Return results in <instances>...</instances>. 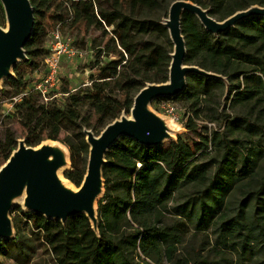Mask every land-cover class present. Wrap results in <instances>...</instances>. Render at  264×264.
<instances>
[{"label": "trees", "instance_id": "16d2710c", "mask_svg": "<svg viewBox=\"0 0 264 264\" xmlns=\"http://www.w3.org/2000/svg\"><path fill=\"white\" fill-rule=\"evenodd\" d=\"M190 1L210 8L211 15L218 20L252 5L264 6V0ZM31 2L35 25L26 45L29 59L20 62L14 68L16 77L6 79L4 84L13 89L12 96L26 91L30 93L15 106L29 134L27 144L37 146L51 139L67 145L71 169L65 172V176L80 186L87 170L81 155L83 150H90L84 128L100 134L108 123L125 112L130 113L136 94L147 83H163L169 79L173 51L169 31L160 21L141 17L143 10L158 7L162 0H128L125 10L121 0ZM57 2L74 23L98 31L95 36V65L99 75L92 77L91 85L76 90L65 108L40 102L35 97V93L41 97L40 93L33 90L35 81H30L21 70V67L35 70L39 78L45 73V65L42 70L39 69L40 62L32 46L45 31L38 19L55 9ZM246 21H250V24L242 27ZM239 23H242L240 27L235 26L215 36L204 28L195 14H183L182 29L188 49L186 62L226 76L229 86L218 78L196 73L189 74L188 78L203 86L230 87L231 92L234 91L233 101L237 104L251 101L263 103L264 16H253ZM161 38L164 40L159 42ZM240 77H246L250 85L242 89L240 84H234V80ZM57 89L58 86L52 94L59 93ZM65 92L71 93L70 90ZM183 96L191 101L195 98L190 90H184L177 97ZM160 100L156 99L153 104ZM84 112L95 114L97 120L92 122L83 116ZM238 119L246 120L244 117ZM246 121L263 130L262 126ZM185 125L188 134L200 138L202 142L179 136L166 148L163 144L146 146L133 138L121 137L111 146L103 168L105 202H99L98 232L94 231L85 214L72 216L63 224L60 220L47 219L42 214L16 208L30 220L32 233L53 252L57 264H189L177 260L178 229L174 223L168 222V214L173 211L171 203L175 195L186 186L208 183L210 164L196 162L197 152L208 148L209 137L199 130L194 116H188ZM65 127L72 129L73 139L60 138L61 130ZM221 136L220 132L214 131L211 137L216 145L225 148L223 156H227L231 150L230 141ZM15 144L16 139L12 134L0 148L2 163L16 149ZM245 161L247 169L237 180L254 174L252 158L245 156ZM220 174L221 168H218L206 191L213 189L218 181L220 183ZM263 194L264 181L258 189L257 199L261 200ZM261 204L264 208V202ZM213 212L214 208H207L203 215ZM200 218L203 221L207 216ZM13 222L16 227L17 220ZM225 225H230L231 233L243 234L242 247L246 249L249 234H244V225L235 218L226 220ZM14 243L17 244V254L25 259L24 264H29L28 247L17 236ZM194 264L215 262L202 259Z\"/></svg>", "mask_w": 264, "mask_h": 264}, {"label": "rangeland", "instance_id": "374dc122", "mask_svg": "<svg viewBox=\"0 0 264 264\" xmlns=\"http://www.w3.org/2000/svg\"><path fill=\"white\" fill-rule=\"evenodd\" d=\"M121 1L122 8L125 10L128 0ZM173 1L175 0H162L158 7L143 10L141 17L152 18L163 23L169 17V9ZM58 4L57 2L55 9H51L48 14L38 19L45 29L32 46L38 56L36 58L40 62L39 69L42 70L44 67L45 57L51 51L53 32L57 29L78 50L79 55L73 59L67 56L63 57L61 82L57 89L59 93L54 100L45 101L36 93L35 97L45 104L65 108L70 103V96L76 90L85 85H91L92 77L99 75V70L95 65L97 54L95 36L98 35V31L93 28L85 29L74 23L72 18L65 15L64 8H60ZM241 24L238 23L236 27H240ZM249 24L250 21H246L242 27ZM0 25L7 27L2 5L0 7ZM163 40L161 38L159 42ZM171 43L173 50L172 40ZM21 70L30 81L39 79L35 70L23 67ZM234 84H240L243 89L250 85V81L246 77H240L234 80ZM66 90H70L71 93L67 94ZM185 90H190L195 94L193 101L187 96L179 98L173 96L162 97L155 105L152 103L153 109L166 119H172L177 125L174 130V139L163 144L166 148L171 142H176L179 136L197 143L202 142L200 138L188 134L185 122L190 115L194 116L195 123L204 136L209 137L208 148L197 152L198 159L196 161L197 163L207 162L210 164L208 183L206 185L194 183L186 186L175 195V199L171 203L173 211L168 214V222L174 223L178 229L177 260L187 261L189 264H194L202 259L213 261L215 264H264V208L261 204L264 202V194L261 196V200L256 197L258 189L264 181V102L251 101L237 104L233 101L234 91L231 92L230 87L224 86L222 89L216 86H203L189 78H187ZM29 94L26 91L12 96L13 89L11 87L5 86V84L0 86V148L12 134L16 139V148L20 139H27L28 131L22 125L15 106ZM197 114H200V117H197ZM83 116H87L92 122L98 118L95 114L86 112L83 113ZM239 117H244L246 120L262 126L263 130L251 125L246 120L238 119ZM214 131L220 132L223 135L221 137L230 141L231 150L227 156H223L225 148L216 145L212 140L211 136ZM73 137L70 127L61 130L60 138L73 139ZM65 146L68 149V146ZM81 156L87 165L89 151L83 150ZM245 156L252 158L255 171L253 175L237 180L247 169ZM2 162L3 158L0 153V168L4 164ZM218 168H221L220 183L215 181L216 186L214 185L213 189L210 188V191H206V186L214 180V173ZM70 169L71 164L61 172L62 177L66 178L65 172ZM68 181L78 187L70 180ZM103 195L97 201V208H99L100 201L105 202ZM16 208L24 210L22 200L16 202L11 216L14 221L17 220L16 236L29 249V264H57L53 252L43 244L38 236L32 233L30 220ZM207 208H214V212L203 215ZM201 216H207V218L202 221ZM231 218L239 220L245 227L244 234H249L247 239L249 245L246 246V249L242 247L243 234L235 235L236 233H231L230 225H225L226 220ZM16 246L14 239H3L0 246V264H24L25 259L17 254ZM165 264L170 263L165 262Z\"/></svg>", "mask_w": 264, "mask_h": 264}, {"label": "water", "instance_id": "95a60500", "mask_svg": "<svg viewBox=\"0 0 264 264\" xmlns=\"http://www.w3.org/2000/svg\"><path fill=\"white\" fill-rule=\"evenodd\" d=\"M7 27L0 25V86L15 76L14 68L29 59L26 45L35 25L31 0H0ZM197 16L204 28L219 36L239 22L253 16H264V6L252 5L238 10L223 20L211 15L210 9L190 1L175 0L169 17L163 22L173 42L169 79L163 83H147L135 96L130 113L108 123L100 134L84 128L90 146L86 174L75 187L61 172L71 164L67 147L58 140H45L29 146L26 139L18 141L9 159L0 168V242L14 239L12 210L22 200L24 210L44 215L66 224L70 217L85 214L95 232L99 231L97 201L105 191L103 168L107 152L121 137H130L146 146H159L175 137L167 119L152 107L156 99L180 95L187 86L189 74L218 78L229 86L228 78L186 62L187 42L182 29L183 14Z\"/></svg>", "mask_w": 264, "mask_h": 264}, {"label": "built area", "instance_id": "2783aa9c", "mask_svg": "<svg viewBox=\"0 0 264 264\" xmlns=\"http://www.w3.org/2000/svg\"><path fill=\"white\" fill-rule=\"evenodd\" d=\"M79 55L78 50L66 40L59 29L52 35L51 51L45 57V73L41 78L33 83V90L40 93L45 101H50L58 94H52L60 85L61 64L64 56L71 59Z\"/></svg>", "mask_w": 264, "mask_h": 264}, {"label": "bare ground", "instance_id": "6f19581e", "mask_svg": "<svg viewBox=\"0 0 264 264\" xmlns=\"http://www.w3.org/2000/svg\"><path fill=\"white\" fill-rule=\"evenodd\" d=\"M167 121H168L169 125L173 128V130H175L177 125L172 121V119H167ZM173 133H174V131H173Z\"/></svg>", "mask_w": 264, "mask_h": 264}]
</instances>
